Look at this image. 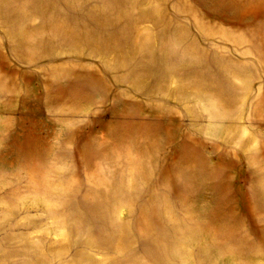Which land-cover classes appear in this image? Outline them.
Returning a JSON list of instances; mask_svg holds the SVG:
<instances>
[{
    "label": "rangeland",
    "instance_id": "rangeland-1",
    "mask_svg": "<svg viewBox=\"0 0 264 264\" xmlns=\"http://www.w3.org/2000/svg\"><path fill=\"white\" fill-rule=\"evenodd\" d=\"M0 264H264V0H0Z\"/></svg>",
    "mask_w": 264,
    "mask_h": 264
},
{
    "label": "bare ground",
    "instance_id": "bare-ground-1",
    "mask_svg": "<svg viewBox=\"0 0 264 264\" xmlns=\"http://www.w3.org/2000/svg\"><path fill=\"white\" fill-rule=\"evenodd\" d=\"M153 87V86H152Z\"/></svg>",
    "mask_w": 264,
    "mask_h": 264
}]
</instances>
